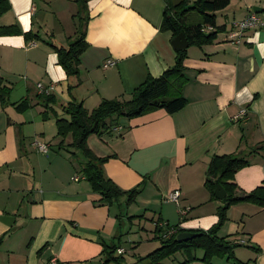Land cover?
Listing matches in <instances>:
<instances>
[{
  "label": "crops",
  "instance_id": "1",
  "mask_svg": "<svg viewBox=\"0 0 264 264\" xmlns=\"http://www.w3.org/2000/svg\"><path fill=\"white\" fill-rule=\"evenodd\" d=\"M9 1L0 28L19 32L0 34V86L10 91L7 103L0 101V264H102L103 244L118 236L115 207L127 195L110 204L86 178L72 180L84 173L86 158L76 155L71 134L61 143L56 120L69 119L63 108L70 102L92 110L104 99H129L148 76L175 64L173 32L161 29L167 2L85 0L89 47L79 75L68 76L51 44L68 47L74 28L65 31L64 23L78 19L83 0ZM254 6L264 8L263 0H231L216 13L222 34L187 48L183 109L116 118L110 132L88 137L92 152L108 157L105 175L122 191L138 188L161 202L156 228L164 222L207 230L217 222L224 203L205 186L213 155L249 160L236 173L238 195L264 185V29L246 31L241 43L227 38L231 23ZM28 32L37 37L27 39ZM109 59L115 64L105 68ZM39 82L54 85L52 94L38 93ZM24 100L28 107L19 110ZM243 108L247 117L236 121ZM36 138L50 143L47 154L38 152ZM175 190L178 204L169 197ZM219 236L238 244L239 261L264 264V206L232 205Z\"/></svg>",
  "mask_w": 264,
  "mask_h": 264
},
{
  "label": "trees",
  "instance_id": "2",
  "mask_svg": "<svg viewBox=\"0 0 264 264\" xmlns=\"http://www.w3.org/2000/svg\"><path fill=\"white\" fill-rule=\"evenodd\" d=\"M230 1L195 0L190 4L189 0H183L178 4H173L170 0H166L167 6L164 10L161 29L172 31L173 38L183 32L190 46H202L210 43L216 39L220 31L222 32L225 29V26L217 25L216 13L225 9ZM80 6L77 15L81 20L80 27L77 30L78 36L70 40L68 47L51 44L58 54L59 64L68 76L79 75L80 57L89 47L86 40V31L90 17L87 14L86 1L80 2ZM9 9L10 1L0 0V16ZM192 11H196L201 15L202 23L188 24V16ZM209 26L212 27V30H208ZM18 32L19 29L15 25L0 28V34H16ZM25 37L31 39L37 37V35L28 32L25 33ZM187 56V49L176 50L175 64L167 68L159 77L148 76L143 83L134 88L130 99H104L92 110H88L82 103L76 102H70L64 106L63 110L69 116V119L56 120L57 135L61 137V143L69 134L73 136V144L80 149L86 158L83 174L91 183L92 188L101 193L100 201L112 204L125 194L129 197V201H134L140 189L134 188L129 191H122L112 179L108 178L103 168L108 157L96 156L88 147V137L92 134L102 136L110 132L116 125V118H134L157 109H164L167 113L172 114L183 109L188 103L182 93L183 86L188 80L184 65ZM9 93V89L0 86V101L7 103ZM26 107H28L27 100L22 101L17 106L19 110ZM247 165H249V160L240 156L239 153L212 156L206 171L205 186L214 199H217L215 195L217 185H222L227 193L221 199L224 204L217 210V222L207 230L191 231L200 233V235L185 241L177 240V235L183 232L178 225L166 223L167 227L165 229L157 226V233L162 232L160 237L161 246L145 257L150 261L149 264H160L163 259L179 251L186 256L182 264H196L198 261L201 264H212L213 259L216 257L227 258L235 264H247V262H241L236 258L234 248L238 244H231L226 237L219 236L221 228L228 220V210L232 205L248 202L261 207L264 206V185H260L250 192L237 194L236 173ZM171 226L178 228V231L169 237H165V231ZM103 247L102 264H110L111 261L121 264L119 258L114 255V252L121 248L119 244L104 243ZM198 249L203 250L202 257H198L193 253Z\"/></svg>",
  "mask_w": 264,
  "mask_h": 264
},
{
  "label": "rangeland",
  "instance_id": "3",
  "mask_svg": "<svg viewBox=\"0 0 264 264\" xmlns=\"http://www.w3.org/2000/svg\"><path fill=\"white\" fill-rule=\"evenodd\" d=\"M264 3V0H263ZM264 13V12H263ZM188 24H198L202 23L201 15L192 11L189 13ZM74 23L76 25H74ZM81 20L75 17L74 22L64 23L65 31H67L68 27L70 29L74 28V32L70 34L71 38L75 39L78 36L76 32L80 27ZM63 27V24L60 25ZM219 34H222L220 31ZM132 96V95H131ZM131 98V97H130ZM129 98V99H130ZM70 135V134H69ZM68 135V136H69ZM67 137V136H66ZM72 147H75L76 155H78V151L80 150L74 144ZM78 150V151H77ZM153 191H147L146 193H150ZM154 195L153 193L150 194ZM140 193H137L136 199L137 203L134 201H129V197L127 196L121 204V202L116 205L118 220H117V233L118 236L113 239H110L111 244H120L121 248L124 249L122 254L118 253V251L114 252V255L119 258L121 264H149V260L145 257L151 252L155 251L158 247L161 246V235H157L156 231V222L159 215V207L161 206V202L154 200L155 198H151L148 196H144ZM159 224V223H158ZM157 224V225H158ZM241 249H239V253ZM198 257L203 256V250L198 249L193 252ZM241 255V254H240ZM186 259V256L183 252L179 251L171 256L163 259L160 264H182ZM99 263V262H98ZM110 264H119L116 261H111ZM196 264H201L200 261L196 262ZM212 264H235L232 260H228L227 258H214Z\"/></svg>",
  "mask_w": 264,
  "mask_h": 264
},
{
  "label": "built area",
  "instance_id": "4",
  "mask_svg": "<svg viewBox=\"0 0 264 264\" xmlns=\"http://www.w3.org/2000/svg\"><path fill=\"white\" fill-rule=\"evenodd\" d=\"M208 29L211 30L212 27L209 26ZM259 29H264V13H256L253 11L251 14H249L245 18L240 19V20H234L231 23L230 28L227 31V38L231 41H234L235 43H241L246 31L259 30ZM114 64H115V61L112 59H109L104 63L103 66L107 68L108 66H111ZM36 87H37L38 93L44 96L51 95L55 89L54 85L45 86L41 82L37 83ZM247 114H248L247 109L243 108L240 110V112L236 116H234V119L236 121L244 119L247 117ZM33 144L37 148L38 152L40 153L47 154L50 151V143L44 140L36 138L34 139ZM85 178L86 176L82 174V175L73 176L72 180L79 181ZM179 196H180V192L178 190L171 192L169 195L170 199L175 201L177 204L179 203ZM180 212L182 213V215L186 214V210H181ZM158 226L165 228L167 227V224L164 222H161L159 223ZM177 231H178V228L176 227H173V226L168 227L167 231H165L164 233V236L169 237L170 235L176 233ZM123 252H124L123 248L118 249V253L122 254ZM55 263H56V260L53 259L48 264H55Z\"/></svg>",
  "mask_w": 264,
  "mask_h": 264
},
{
  "label": "water",
  "instance_id": "5",
  "mask_svg": "<svg viewBox=\"0 0 264 264\" xmlns=\"http://www.w3.org/2000/svg\"><path fill=\"white\" fill-rule=\"evenodd\" d=\"M253 11L256 13H261L264 11V8L254 6ZM207 36H208V34H207ZM172 44H173L175 50H184L190 46V43H189L188 39L186 38V36L183 32H180L178 35H176V37L172 40ZM105 189L107 190V188H105ZM226 194L227 193H226L225 189L223 188V186L217 185V187L215 188L216 197L218 199H223L226 196ZM197 235H200V233L191 232V231H183L177 235V240L178 241H185V240L192 239V238L196 237Z\"/></svg>",
  "mask_w": 264,
  "mask_h": 264
}]
</instances>
